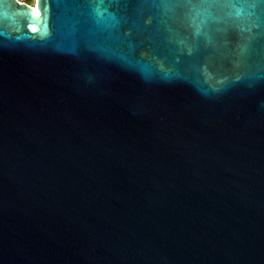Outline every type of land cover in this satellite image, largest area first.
<instances>
[{
	"label": "water",
	"instance_id": "obj_1",
	"mask_svg": "<svg viewBox=\"0 0 264 264\" xmlns=\"http://www.w3.org/2000/svg\"><path fill=\"white\" fill-rule=\"evenodd\" d=\"M0 264H264V0H0Z\"/></svg>",
	"mask_w": 264,
	"mask_h": 264
},
{
	"label": "built area",
	"instance_id": "obj_2",
	"mask_svg": "<svg viewBox=\"0 0 264 264\" xmlns=\"http://www.w3.org/2000/svg\"><path fill=\"white\" fill-rule=\"evenodd\" d=\"M19 1L26 2V3L30 4V5L35 6L37 0H19Z\"/></svg>",
	"mask_w": 264,
	"mask_h": 264
}]
</instances>
